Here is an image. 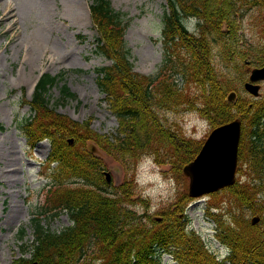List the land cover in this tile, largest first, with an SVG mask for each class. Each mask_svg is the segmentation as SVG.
<instances>
[{
    "label": "rangeland",
    "instance_id": "rangeland-1",
    "mask_svg": "<svg viewBox=\"0 0 264 264\" xmlns=\"http://www.w3.org/2000/svg\"><path fill=\"white\" fill-rule=\"evenodd\" d=\"M111 1L116 10L126 13L130 20L125 40L131 52L134 70L148 76L156 75L161 69L165 56L162 23L166 0ZM6 2L18 14L20 19L18 30L9 31L10 25H5L3 19L1 20L5 13ZM200 3L201 0H189L188 6L197 9ZM89 4L90 0H0V264H12L20 257H31V252L24 253L22 247L27 246L32 249L34 237L31 220L33 214L39 212L44 204V201L38 198V192L43 185L55 184L57 181L55 171L46 169L42 165L50 152L49 143L44 141L36 147H28L19 130L20 122L30 112L29 106L24 104V101L30 100L31 90L23 81L32 79L36 81L44 73L53 76L64 74V80L50 91L52 107L74 120L92 121L93 131L67 133L66 140H71L73 146L80 141L84 143L80 144L78 149L84 145L95 147L98 136L111 135L118 127L117 119L105 102V95L97 86V70L110 66L111 63L92 52L95 30L84 9ZM238 19L240 23L234 26L237 29V37L240 36V41L235 43V50L238 52L229 51L227 60L237 61L233 66L229 61V67H234L238 71L236 76L246 78V81L254 64L249 58L242 63L239 54L247 53L249 46L263 48L264 10L245 9ZM188 26L191 34L195 35L198 31L197 21L188 23ZM29 42H38L41 47L46 46L60 57L64 56L62 52L66 48L74 51V54L68 55L65 59L61 58L62 62L55 67H49L44 61H36L30 74V68L24 64L29 52L27 50ZM216 53L219 54L220 50H216ZM48 57L49 54L46 55V58ZM183 58L189 61L190 56ZM215 62L218 70L227 72L225 69L227 65L221 57L215 59ZM23 69L28 73L23 75L21 85H13ZM187 73L188 80L186 78L180 80V86L186 88L189 98H195L200 103L203 99L201 90L194 83V73L189 71ZM64 83L77 99L56 106L55 102L60 98V88ZM256 86L258 88L256 95L244 93L241 96L249 98V101L262 99L264 82ZM236 87V90H240L241 85ZM170 119L178 124L176 128L179 131H183V134L194 142L205 141L210 131L209 124L193 109H187L185 114L171 115ZM162 144L161 139L158 143L152 142L151 148L144 153L147 155L146 161H142V155H139L132 167L129 159H120L118 154L106 151L103 146L95 149L105 171L111 174V182L114 185L110 189L113 190L122 183L121 185L127 188L129 200L133 199L135 204H139L140 198L147 201L149 208L147 213L154 218L159 217L157 212L167 204L171 205V202L183 206L189 187V180L179 171L177 173L175 171L174 165L182 157L180 155L174 157L172 151ZM26 159L28 162H25ZM170 170L178 177L177 182ZM241 171L242 174L237 176V179L242 175L252 174L249 162L243 165ZM239 181L249 183L246 176ZM219 203H223L225 210L235 207L232 196L228 192H222L217 199L208 196L194 200L188 205L186 214L192 221V227L202 236L209 250L216 255L226 257L228 250L216 239V225L204 212L207 204L217 206ZM137 210L141 213L145 207L138 205ZM241 214L245 213L241 212ZM253 216H248V219ZM154 218H145L141 224L144 227L150 226L149 223ZM42 223L52 230H61L72 225L66 213H61L56 219L44 217ZM21 229L25 231L23 239L19 238ZM91 247L85 263L101 264L103 255L94 249L95 245ZM163 262L177 264L168 256L164 257Z\"/></svg>",
    "mask_w": 264,
    "mask_h": 264
},
{
    "label": "trees",
    "instance_id": "trees-1",
    "mask_svg": "<svg viewBox=\"0 0 264 264\" xmlns=\"http://www.w3.org/2000/svg\"><path fill=\"white\" fill-rule=\"evenodd\" d=\"M237 1L202 0L201 14L203 13L207 24L209 23L206 30L215 31L218 36L223 35L221 31L223 23L231 24L228 17L229 11L231 9L233 12L237 11ZM92 11L97 26L106 37L107 55L115 60L111 70L113 73L111 71L109 73L111 78L107 77V81L109 80L107 85L110 86L108 91L113 96L111 107L120 118L123 134L122 140L117 138L116 143H111L104 137H98V142L112 147L113 150L124 152L129 158L133 154V162L137 159L135 152L146 149L156 133L163 143L169 139L170 145L179 150L180 147L171 140L173 136L170 129L162 125L159 114L157 111L155 113L153 107L154 104L160 109L172 110L178 104L184 103L186 94L180 90L177 79L155 86L157 94L154 90H149L150 82L154 78L132 73V65L127 58L129 52L121 39V31H108L105 28L107 21L122 29L121 15L112 13L106 2L95 5ZM176 29L180 37H186L180 23L178 27L171 28L170 33H176ZM204 38L201 41L185 38L187 42L190 41V47H200V51L195 56L198 51L190 50V54L194 55L190 65L185 66L179 59L176 71L186 78L187 71L193 72L194 76L197 75L196 82L203 88L205 103L210 109L218 112H215L217 118L213 119L223 122L229 118L225 103L227 91L209 61L207 63V51L203 47ZM227 48H230V43ZM55 82L56 79L47 74L40 81L39 90L41 93H47ZM62 92L66 96L70 95L66 87ZM36 108L39 109L40 116L43 113L45 115L38 128L29 129L33 139L38 141L49 138L54 147L52 155L61 164L64 175L78 177L87 182L89 187L62 190L61 193L57 191L55 203L60 210H66L72 225L57 233L43 226L41 221H34L36 240L31 245L32 249L27 246L22 248L24 252H31V257H21L13 264H76L88 256L92 249L91 245H95L98 252L108 255L112 264H158L154 254L171 246L177 248L176 256L182 264H219L212 254H208L195 234H187L185 222L178 215H175L172 220H164L160 223L158 230L144 226L139 228L140 224L134 223L133 212L123 206L125 200L114 197L106 189L107 184L102 177V165L99 159L89 155L85 150L78 152L67 143L66 135L69 131L83 132L79 124L61 115L53 114L45 107L42 96H38ZM254 115L264 116V106ZM257 163H261L259 166L264 167L263 160L258 159ZM120 189L124 190V187ZM235 195L241 203L239 204L241 208L257 211L254 209L257 203L255 198L238 192H235ZM178 211H180L179 207ZM58 215L59 213H55L52 217H58ZM231 219L236 227L219 221L218 237L235 249L236 264H264V242L257 239L249 227H241L242 224L237 215L233 214Z\"/></svg>",
    "mask_w": 264,
    "mask_h": 264
},
{
    "label": "bare ground",
    "instance_id": "bare-ground-1",
    "mask_svg": "<svg viewBox=\"0 0 264 264\" xmlns=\"http://www.w3.org/2000/svg\"><path fill=\"white\" fill-rule=\"evenodd\" d=\"M76 10H78V8H75ZM3 13V21L5 23V25L9 24L10 28L9 31H13V30H18L19 27V22L20 19L18 18V14L13 10V8L11 7L10 4H8V2H6L5 5V9H4ZM27 50L29 52H27V58L24 62V64L29 67L30 69V74L32 73L31 68L36 64V61H40V62H45L46 64L49 65V67H55L57 66L59 63H61V58L65 59L67 58L68 55H72L74 54V51L72 50H68V48H66L64 50V52H62L64 54L63 57H60L57 53H55L53 50L47 48L46 46L41 47L39 45V43H35V42H29L27 44ZM20 50V49H19ZM36 53V55H35ZM49 54V57L46 58V55ZM25 68V67H24ZM28 71L23 69V71L18 75V79L14 81V85H18L19 82H22V77L24 74H27ZM34 79L29 80V81H23V83L26 86H34L35 85Z\"/></svg>",
    "mask_w": 264,
    "mask_h": 264
},
{
    "label": "water",
    "instance_id": "water-1",
    "mask_svg": "<svg viewBox=\"0 0 264 264\" xmlns=\"http://www.w3.org/2000/svg\"><path fill=\"white\" fill-rule=\"evenodd\" d=\"M259 77H264V70L262 72L255 73L254 78L256 79V78H259ZM255 91H256L255 89H252V92H255ZM234 162H233V166L231 168L230 175L227 176V179H226V174H224L223 171L216 172V173H211L210 171L206 170L205 168H201L200 171L197 172V170H196L197 167H198L197 164H191L189 167H187L185 172L192 179L191 180L192 181L191 182V186H192L191 187V195L197 197L199 195H202L205 192H211V191L217 190L219 188H222V187H224L226 185L231 184L233 182V175H234V169H235V163ZM228 171L229 170L226 171L227 174H228ZM209 181H211V182H209ZM213 182H214V184H213ZM207 183H211L210 184L211 186L209 185L207 188L205 187L206 189H204L203 191H200V192L196 191V187L198 185H205Z\"/></svg>",
    "mask_w": 264,
    "mask_h": 264
}]
</instances>
